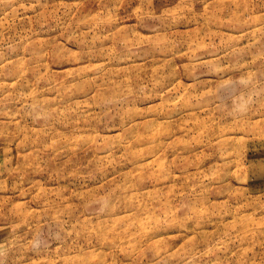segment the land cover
Listing matches in <instances>:
<instances>
[{"label": "rangeland", "instance_id": "obj_1", "mask_svg": "<svg viewBox=\"0 0 264 264\" xmlns=\"http://www.w3.org/2000/svg\"><path fill=\"white\" fill-rule=\"evenodd\" d=\"M0 264H264V0H0Z\"/></svg>", "mask_w": 264, "mask_h": 264}]
</instances>
